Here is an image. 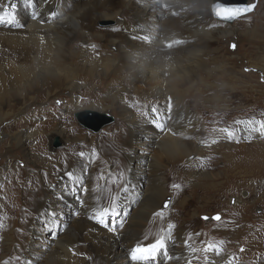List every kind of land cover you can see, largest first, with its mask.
<instances>
[{
    "label": "rangeland",
    "instance_id": "obj_1",
    "mask_svg": "<svg viewBox=\"0 0 264 264\" xmlns=\"http://www.w3.org/2000/svg\"><path fill=\"white\" fill-rule=\"evenodd\" d=\"M19 1L20 7L17 12L21 11L24 5H27L30 11L36 10L32 0ZM252 3L254 0H247V4ZM213 6L214 0H211L205 14L203 13L201 17L211 23L210 27L211 25H220L226 26L225 28H234L235 36L204 44L203 48L205 60L211 63L209 69L212 77L205 82L203 89L208 88L207 83L214 84L215 88L221 92L220 103L210 105L204 103L203 98L207 97L206 92L187 93L190 96L186 99L187 102L178 98L181 104L184 103V109L190 108L191 114L197 119L198 126L195 127L197 132L195 134H197V138L201 135L199 144L203 145L197 156L184 157V159L176 158L175 160L164 154L158 157L159 153L155 146H150L146 150L144 146L133 143L132 140L129 141L127 139L129 129L127 124L120 119L118 111L114 109L119 105L115 101L107 103L110 107L104 112H98V114L111 117L110 123L104 125L97 132L82 126L75 118V114L86 110L97 113L88 106L93 104L94 107L103 108L106 103L102 105L99 102L108 98L104 80L95 82L84 80L85 82H80L83 83L82 86L90 84L91 87L83 88L80 93L76 94L55 89L47 94L45 90L40 89L36 93L28 95L31 97L29 100L25 98L22 102L12 101L11 106H2V111L0 110L3 117L0 122V224H2L0 227V264H8L10 261L6 257L11 253L19 255L18 251L14 249L16 242L18 244L26 242L25 245H28L27 242L31 239L36 242L42 241L41 239L44 241L56 239L63 234L67 226H74L75 222L84 218V215H81L75 208V210L70 209L67 215L64 214L67 222L65 229L62 224L57 227L56 223L40 222V219L47 216H50L49 221L53 222L52 211L46 213L45 210L43 215H40V212L28 215V212L25 211L26 205L32 209L29 205L36 202L29 197L33 194V189L40 186V181L43 188L41 191L44 193L50 191L52 186L59 190L60 182L55 181V178L57 177L59 180L63 176L62 173L77 166H79V173L83 175V179L79 176L78 179L76 177L71 180V183L75 182L74 185L70 184L72 186L71 197L75 201V197L80 193L84 195L87 192L85 190L90 181H86L93 174L94 179L89 183L92 192L91 198L89 196L92 208L93 205L104 209L109 207L110 213L108 219L107 216L104 217V223L97 222L100 228L119 235L128 218L143 202L145 203L147 189L152 191L160 188L163 190L165 198L150 214L151 218L140 220L135 215V223H138L136 230L140 232L137 235V242L140 244L137 246L147 248L161 240V237H150V230L149 233L141 232L150 219L153 220L157 217L156 219H163L164 225L160 228L161 232H164L166 227L172 226V232L174 229L181 232L182 238L177 243V248L190 247L189 250H196L195 252L199 253L195 264H210L207 250L211 249L218 250L220 256L227 255L228 258L222 264H264V67H262L264 64V41L236 42L239 39V34L248 30H255L257 34L264 35V0H256L251 13L241 16L231 23L218 19L214 14L217 11L213 9ZM194 7L193 4L186 7L181 12L182 15L192 14ZM177 15L170 14L173 18H177ZM6 17L8 20L13 19L17 24H20L17 27L14 26V30L24 28L16 15L6 14ZM157 19L165 25L164 22L167 18L160 15ZM95 29L98 32L116 36V40H119L120 35H125L112 20L99 21ZM125 37L132 42L133 46L140 43L131 35H125ZM180 37L179 35L173 37V42L171 41L170 45H165V49L169 47L174 49L178 45H187L198 39V37H194V40L188 38L183 41L180 40ZM201 40L206 43L205 39L201 38ZM116 44L111 46L101 42V44L85 46L78 42L73 46L86 49L87 52L90 50L91 54L96 53L101 57L113 58L115 54H118ZM233 45L235 47H232ZM121 66L120 63L119 67ZM176 87L178 90L183 89L182 85ZM127 89L132 90L129 91L130 93H119L120 104L133 112L135 116L137 114L146 118V111H152V109L157 111L160 107L159 103L152 102L154 104H147L145 111L137 112L135 110L134 112L133 108L139 107L143 100L149 102L154 100H148L149 94L144 84L136 88L128 84ZM132 91L137 94H133ZM212 95L214 96L215 93ZM71 97L73 100L78 98L83 106L82 110L76 111L71 105L67 106L70 104ZM88 119L96 120L98 118L89 116ZM245 124H251L249 126H251L252 134L244 133L248 127H245ZM56 129L62 132L63 138L54 136L53 133ZM21 131L31 133L32 140L16 142L13 139L14 134ZM215 133L220 135V139L210 138ZM54 138L59 141L57 148L52 145ZM122 140L126 141L128 145L126 156L133 152L136 155L146 156L147 160L153 157L157 160L158 171L152 173L151 168L140 167L136 162H130V157L127 158L128 160L125 159L126 156L122 149L123 159L116 158L114 153H118V141L120 143ZM188 141L193 142L191 138ZM226 147L230 149L224 150L223 148ZM24 153H28V156L23 157ZM38 156L42 157L46 163L37 162ZM188 159L191 162H186ZM147 160L144 163L148 164ZM198 161L200 162L199 167ZM179 162L180 164L174 167ZM122 170H126L127 175L124 173L123 176ZM190 170H199L198 173L205 174L208 179L206 186L215 184V188L210 190L202 188L201 185H198V181L191 178ZM114 171L115 173H113ZM130 174L135 175L138 181H141L136 185L137 189L135 190H133L134 186L131 189L125 187L129 182L125 176L130 179ZM29 178L34 180L33 183L25 184ZM122 190L124 191L122 201L123 204L126 203V206H120L119 198L113 199L117 192ZM206 192L207 194H204ZM94 195L95 197H93ZM111 198L115 201L114 211H112L114 201L112 202ZM184 200L187 203L180 207V202ZM210 203V207L207 208ZM179 208L184 209V213L179 214L177 211ZM95 210L97 209L94 208V211L91 212L94 216ZM110 215L116 217L112 218ZM214 215H218L220 219L217 221L204 219ZM30 219H32L31 222L33 219L40 222L42 228L45 229H40L41 232H44L43 236L38 237L31 232ZM172 232L169 231L166 237L170 238L173 235ZM47 244H50V241ZM82 246L83 238L80 237L79 242L73 245V251ZM19 251L21 257L17 259L21 263L16 262L15 259L14 264H32L23 258L27 251L21 246ZM157 258H168L164 246L147 260L141 262L154 264Z\"/></svg>",
    "mask_w": 264,
    "mask_h": 264
},
{
    "label": "bare ground",
    "instance_id": "obj_2",
    "mask_svg": "<svg viewBox=\"0 0 264 264\" xmlns=\"http://www.w3.org/2000/svg\"><path fill=\"white\" fill-rule=\"evenodd\" d=\"M32 1L36 7L35 11L28 10L27 5H24L22 10L17 12L20 7L19 0H0V110L2 106H11L12 101L22 102L25 98L29 100L31 97H28V95L34 94L40 89L45 90L47 94L54 89L76 94L80 93L83 88L88 89V87H91L90 84H85L83 87V83L80 82L84 80H91L92 82L104 80L108 98L99 102L102 105L106 102L105 105H103V108H99L91 104L88 108L97 113L104 112L110 107L108 106L110 101L118 102L119 105L114 109L118 111L120 119L127 124L129 129L127 139L129 141L132 140L133 143L144 146L146 150L150 146H155L157 153H159L158 157L164 154L172 160L176 158L184 159V157L199 154L203 145L199 144L201 135L197 138V134H195V127L198 126L197 119L191 114L190 108L188 110L184 109V103L181 104L178 98L187 102L186 99L190 97L187 93L193 91L197 93L206 92L207 97L203 98L204 103H209V105L220 103L221 92L215 88L214 84L207 83L208 88L203 89L205 82L212 78L209 69L211 63L205 60L203 48L205 47L204 44L235 36L234 28H225L226 26L220 25H211L210 27L211 23L201 17L203 13L205 14L211 0ZM192 4L195 5L193 13L188 16H186L187 14L182 15L181 12ZM172 13L178 14L177 18L171 17L170 14ZM6 14L16 15L24 28L14 30L13 27L20 24H17L16 20H8ZM160 15L167 18L164 22L165 25L157 19ZM101 20H112L121 32L125 35H131L140 43L133 46L125 35H120L119 40H116V36L113 37L106 32H98L95 27ZM177 35L181 36L180 40L183 41L188 38L194 40V37H198V39L193 43L189 42L190 44L187 45H178L174 49L170 47L165 49L164 46L170 45L172 38ZM238 37L237 43L241 41H243L242 43L264 41V35L257 34L255 30L240 33ZM201 38L205 39L206 43L202 42ZM99 41L111 46L117 43L118 54H115L113 58L101 57L96 53L91 54L90 50L87 52L86 49L73 46L74 43L78 42L85 46L101 44ZM120 63L122 64L121 67H119ZM262 67H264V64ZM128 84L135 86V88L144 84L148 90V100H154L150 102L143 100L139 107L135 108L133 106L134 112L135 110L137 112L139 110L145 111L147 104H154L152 102L159 103L160 107L157 111L155 113L146 111L147 117L142 118L137 114L135 116L133 112L122 106L119 93H130L129 91L132 89H127ZM178 85H182L183 89L178 90L176 87ZM133 94L137 93L134 92ZM67 96L70 97L71 95ZM70 105L76 111L83 108L78 98L73 100L71 97L70 104H67V106ZM1 119L3 117L0 113V122H2ZM249 125L251 124L244 125L245 127L248 126L244 132L246 134H252ZM53 134L58 137L62 136V132L58 129ZM32 137L31 133L21 131L15 133L13 139L21 143L22 141H31ZM189 138L193 142H189ZM210 138L218 140L220 135L215 133ZM118 145L119 151L114 154L116 158H122L121 149L124 150L125 155L128 152V145L123 140L120 143L118 141ZM223 149L229 150L230 148ZM133 154L132 152L124 157L125 159L130 157V162H136L140 167L151 168L152 173L158 171L156 159L152 157L147 160L146 156L136 154L133 156ZM27 156L28 153H24L23 157ZM146 160L148 164L144 163ZM37 162L40 164L46 163L39 156ZM186 162L191 161L188 159ZM179 164L180 162L175 164L174 167ZM199 164L198 161V167ZM191 172V178L198 181V185H201L202 188L205 190L215 188V184L206 186L208 179L205 174L198 173L199 170ZM122 173L123 176L124 173L127 175L126 170H122ZM62 174L63 176L59 180L57 177L55 178V181L60 182V185H58L59 190L52 186L50 191L44 193L41 191L43 188L40 181V186L33 189V194L29 197L36 202L29 205L32 209L25 204V211L28 212V215L34 212H40V215H43L45 210L46 213L52 211L53 222L49 221L50 216L46 218L41 216L43 218L40 219V222L56 223L57 227L60 224L65 226L67 222L64 214L67 215L70 209L75 208L81 215H84V218H80L74 226H67V229L65 226L66 230L56 239L45 241L41 239L42 241L38 242L31 239L27 242L28 245H25L26 242L23 244L16 242L14 249L18 251L19 255L11 253L7 256L6 258L10 261L8 264H14L15 259L16 262L21 263L18 260V257H21L20 246L27 251L23 258L26 262L30 261L32 264H143L141 261L137 262L131 259L132 250L140 244L137 242V235L140 232L136 230L138 223H135V220L136 217L140 220L151 218L150 214L157 209V205L161 204L165 198L163 190L156 188L151 191L147 187L149 185L147 182L146 187L148 189L144 198L145 203L143 202L136 212L128 218L127 223L124 224V229L118 235L110 233L102 227L100 228L97 223L99 218L97 214L102 212L104 208H98L96 205H93L92 208V201L89 199V196L91 198L92 195L89 183L94 179L93 174H90L91 177L86 181H90L85 190L87 192L84 195L80 193L75 197V201L71 197L70 191L72 189L71 185H74L75 182L71 183V180L76 177L78 179L79 176L83 179V175L79 173V166L69 168L68 172ZM125 178L129 181L125 187L129 189L134 186L133 190H135L137 189L136 185L141 183L133 174H130V179L128 176H125ZM33 181L29 178L25 184H32ZM123 192V190L118 191L117 195L113 197L114 200L119 198L120 206H126V203L123 204L122 201ZM204 194H207V192ZM186 203L187 201L184 200L180 202L179 206L182 207ZM210 205L211 203L207 205V208ZM94 208L97 209L95 210V216L91 213ZM177 211L179 214L184 213L182 208L177 209ZM110 217L115 218L116 216L110 215ZM108 218L109 215H107ZM156 218L150 219L144 230L141 231L149 233L150 230V237H161V240L164 241L163 246L167 250L168 258H157L154 264H195L199 253H196V250H189L190 247L177 248L176 245L182 238L181 232L175 229L172 232L173 226L166 227L163 230L164 232H161L160 228L164 225L163 219ZM107 219L106 221H108ZM40 222L35 221V219L31 222V232L35 236L38 235V237L43 236L44 233L40 230L42 228ZM191 222L193 223V221ZM42 230L45 229L42 228ZM169 231L173 234L170 238L166 237ZM80 237L83 238L84 247L76 248L77 250L73 251V245L79 242ZM49 241L50 244H47ZM53 244L54 246H52ZM207 252L210 264H222L228 258L227 255L220 256L218 250L211 249ZM221 253L223 254V252Z\"/></svg>",
    "mask_w": 264,
    "mask_h": 264
},
{
    "label": "water",
    "instance_id": "obj_3",
    "mask_svg": "<svg viewBox=\"0 0 264 264\" xmlns=\"http://www.w3.org/2000/svg\"><path fill=\"white\" fill-rule=\"evenodd\" d=\"M255 2H256V0H254V3L249 4V5H254V7H255ZM244 4H247V0H214L213 9H215V11H217L216 12L217 14H223V13L227 12L228 10H230L231 8L244 7ZM253 10H254V8H253ZM251 12H249V13H251ZM249 13H247V14H249ZM234 20H236V19H234ZM234 20L227 21V22L231 23ZM89 116H96L98 119L90 120V119H88ZM75 118L77 119V121L82 126L88 127L90 129H92L94 132H97L100 128H102L104 125L110 123V121L112 120V118L107 116V115L94 113V112H91L89 110L75 114ZM52 145L54 148L59 147V141L57 138L53 139ZM217 216L218 215H214L212 217H205L204 219L217 221L216 219H214V217H217Z\"/></svg>",
    "mask_w": 264,
    "mask_h": 264
},
{
    "label": "snow or ice",
    "instance_id": "obj_4",
    "mask_svg": "<svg viewBox=\"0 0 264 264\" xmlns=\"http://www.w3.org/2000/svg\"><path fill=\"white\" fill-rule=\"evenodd\" d=\"M253 8L254 5L244 4V7L233 8L223 14H217L216 12H214V14L217 15L218 19L231 21L246 15L247 13L251 12ZM232 47H235V45H233ZM152 111L155 112L156 109H152ZM145 115H147V113H145ZM165 207H167V205H165ZM114 210H115V201L113 202L112 211ZM97 215L99 217L98 222L104 223V217L109 215V209H104L102 212L98 213ZM214 219L219 220L220 217L217 216L214 217ZM0 227H2V224H0ZM162 246H163L162 240H158L155 244L147 248L137 246L131 252V259L137 262L147 260L150 256H152L155 252H157Z\"/></svg>",
    "mask_w": 264,
    "mask_h": 264
}]
</instances>
